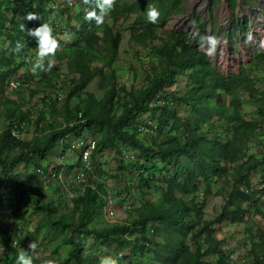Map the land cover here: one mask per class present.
Segmentation results:
<instances>
[{"label": "trees", "instance_id": "16d2710c", "mask_svg": "<svg viewBox=\"0 0 264 264\" xmlns=\"http://www.w3.org/2000/svg\"><path fill=\"white\" fill-rule=\"evenodd\" d=\"M85 1L83 18L80 13L72 17L58 0H0V39L10 40L0 54V119L5 122L0 177L15 201L38 220L35 234L51 247L67 248L63 264H101L105 257L116 264H229L230 253L214 228L228 222L246 225L250 264H264V228L246 223L257 216L264 221V75L251 76L260 69L264 73V50L226 77L187 34L169 33L160 45L154 44L169 17L182 12L184 0H113L102 23L88 19L93 10L99 15L100 0ZM151 6L159 11L155 23L146 16ZM29 13L37 19L29 20ZM58 17H65V32L73 43L58 40L54 57L41 59L33 71L38 38L28 32L44 23L52 28ZM123 23L131 41L145 50L146 62L156 65L139 86L118 83L119 73H125L115 68L123 30L115 27ZM205 24L198 20V25ZM134 61L144 63L139 53ZM62 65L66 72L59 70ZM19 73L33 82L30 99L42 94L40 102L48 110L40 111L35 121V105L29 108L6 96L9 81ZM96 78L101 97L88 91ZM55 83L66 89L63 103L56 99ZM244 106L252 113L245 115ZM80 113L85 121L81 127ZM146 115L156 124L155 134L148 131ZM13 125L20 133V125L32 128L36 135L15 137ZM86 133L97 144L93 159L98 181L92 186L85 179L80 187L67 182L68 191L58 181L52 191L53 184L43 182L51 174L42 163L61 139L72 134L86 139ZM122 149L135 160L127 161ZM107 151L119 165L116 174H109L101 161ZM67 164V174L83 167L81 159ZM29 169L32 177L26 178ZM255 176L263 188L249 195L246 188ZM110 197L121 208L120 220L107 214ZM217 197L224 202L221 215L207 221V206ZM26 238L36 237L27 233ZM38 252L32 249L31 254ZM33 264L41 263L33 257Z\"/></svg>", "mask_w": 264, "mask_h": 264}, {"label": "rangeland", "instance_id": "374dc122", "mask_svg": "<svg viewBox=\"0 0 264 264\" xmlns=\"http://www.w3.org/2000/svg\"><path fill=\"white\" fill-rule=\"evenodd\" d=\"M64 6L68 3L70 7L69 11L72 16L78 12L82 15L85 9L84 0H69L62 2L58 0ZM135 1V0H127ZM237 5L233 7L231 0H215L212 3L211 0H184L183 9L181 14L172 15L166 22V24L157 31L158 39L154 41V44L160 45L163 40L166 39L169 33H184L187 34L188 38L192 41L193 46L199 47V50L207 54L213 66L218 69L221 73L230 74L239 71L241 65H248L253 60V55L258 49L264 50V0H236ZM85 18V15H84ZM198 20L201 23H206L204 26L198 25ZM64 22L61 18L55 20L56 23ZM128 24L123 23L122 26H116V30H123L121 45L119 48V56L115 68L120 72L121 77L118 78V83L128 85L136 84L139 86L143 83L145 76L148 72H151V67L156 66L154 63L146 62L144 59L146 52L141 47L135 45L126 30ZM63 32V30H62ZM63 41H66V36L63 35ZM72 43V40H70ZM37 50V49H36ZM135 53L141 54L144 63L134 61ZM129 69H134L130 72ZM61 72H66V66L59 68ZM126 73L129 77H126ZM21 75V73H20ZM258 75V76H256ZM264 75L262 70L254 71L252 77H259ZM136 76L133 83L131 79ZM25 80V79H24ZM30 86L23 87L21 94H15L13 91H9L8 94L12 98L23 97L21 101L27 107L31 108L34 105L40 111L45 114L48 110L42 107L40 99L42 94H37L30 99L32 96L31 92L34 93L33 82L27 81ZM180 85L182 81H179ZM88 91L96 94L97 97H101L98 91V78L90 85ZM64 100L67 97L66 89L64 93ZM86 96H83L85 99ZM63 100V101H64ZM62 101V103H63ZM43 109V110H42ZM253 109L249 106L243 107V113L249 115ZM149 115L143 118L148 119ZM35 121V119H33ZM4 123L0 119V131L3 129ZM32 128L26 127V134L23 138L29 140L32 136ZM86 140H94L92 137L85 134ZM76 142L73 137L70 141ZM59 149V147H57ZM57 148L54 153H50L49 158L42 163V167L47 170V173L54 174L55 171L60 167L58 172V179L66 184L65 190H69L67 186L72 179H75L77 174L68 172V164L65 159L60 163L59 150ZM62 150L67 152V142ZM252 152H258V149H252ZM68 159L76 161L79 156L67 152ZM115 156L112 151H107L102 156V163L106 165L109 174H116L118 172L119 165L114 161ZM96 165V163H95ZM104 165V166H105ZM22 169V168H21ZM96 169V166H95ZM101 169V167L99 168ZM79 169L76 170L78 173ZM102 173V171L100 172ZM120 175V174H119ZM32 177V169L26 171V178ZM92 186L98 181L96 175L86 177ZM0 231H3L4 237L0 233V264H16V257L21 249L25 251L29 250V245L34 244V249L39 250L35 256L41 264H48V261H54L55 264H63L66 258L67 248L51 247V243L43 236H38L34 232L36 231L35 223L38 221L32 212L25 206L15 209L14 202L11 198L14 197L7 186L6 182H2L3 177H0ZM43 182H51L53 184L52 191L55 186H58L59 182L56 179L48 178ZM68 182V183H67ZM257 191L263 188L260 180L256 182ZM71 195V193H70ZM112 198L108 199L107 214L110 219L120 220L121 208L118 204L112 203ZM224 202L221 197L214 198L207 206L205 219L207 221H215L221 215V208ZM246 223L257 224L261 229L264 228V221L259 216L247 221ZM249 224V225H251ZM216 229V238L218 241L223 243V248L226 252L231 250H244L247 254L251 251V245L248 243L245 230L246 225H231L228 222H223L221 225L214 227ZM225 231V232H223ZM34 233L35 239L29 241L26 238V234ZM3 239V240H2ZM14 246L16 250H11V246ZM251 248V249H250ZM32 252V250H31Z\"/></svg>", "mask_w": 264, "mask_h": 264}, {"label": "clouds", "instance_id": "9594fccd", "mask_svg": "<svg viewBox=\"0 0 264 264\" xmlns=\"http://www.w3.org/2000/svg\"><path fill=\"white\" fill-rule=\"evenodd\" d=\"M66 1H69V0H66ZM63 2H64V0H63ZM85 3H86V1H85ZM112 3H113V0H100V2L97 3V7L99 8V15H97V12L95 10H93V11H91V12L88 13V19H90V20L91 19H95L97 21V23H102L103 22V17L105 15H107L108 12L111 10ZM64 8L65 9H68V10L70 9V7H68V3H66L64 5ZM83 11L84 12L82 14V17L84 18V15L86 16V14H87L86 5H85V9ZM69 14H70V11H69ZM74 16H72V17H74ZM146 16H147V19H148V22L149 23H155L157 21L158 17H159V11L154 6H151V7H149L147 9ZM64 18H61V20H64ZM28 19L29 20H36L37 19V15L35 13H29ZM55 20H57V18H55ZM55 20H54V24H53L52 28H51V26L49 24L44 23V24H40L34 30H30L28 32V35L29 36L38 38V40H37L38 46L34 47V50H33V55H34V58H33V64H34L33 71H37V69L39 68V65L42 63L41 59L43 60V58H45V57H50V58H53L54 57L55 50H58L57 49V47H58V40H60L61 43L64 42V43H69V44H71L70 43V40H72V43H73V38L70 37V36H67V33L65 32L64 22H59L58 21L59 22V25H58V23H56ZM62 30H63V32H62ZM63 35L66 36V38H67L66 41H63V38H62ZM9 47H10V40H8V39H0V54H1V50H8ZM20 47H22V45H19L18 44L17 45V48L19 49ZM258 50H256V51H258ZM203 54H205V53H203ZM205 55L207 56L208 60L210 61L208 55L207 54H205ZM211 64H212V62H211ZM62 66H66V65H62ZM62 66H60V67H62ZM212 66H213V64H212ZM214 68H216V67H214ZM66 69H67V66H66ZM239 70H240V67H239ZM233 73H230V74H233ZM235 73H237V72H235ZM238 73H239V71H238ZM222 74L225 75L226 77H228L230 75V74H224V73H222ZM27 86H30V85H29V83L26 80H24V74L21 73V75H20V73H19V76H17L16 78H14V79H12V80L9 81L7 90H8V92L9 91H13L15 94H21V91H23L22 90L23 87H27ZM63 88H64V85L62 83H55V91L57 92V98L56 99L60 103L65 98L64 97L65 91H63ZM8 92H6V96L10 100L16 101L19 104H23L22 101H21V98H23V97H19L18 96L16 98H12V97H10V95L8 94ZM161 104H164V102H162ZM38 115H39V109L37 108V106H35L31 110V116H32L33 119L36 120L37 117H38ZM82 117L83 116L80 113L78 115V120L79 121L77 123V126H80L81 127L85 123V121L83 120ZM146 120H147L146 121V124L151 127L150 129H148V131L151 134H155L156 131H157L156 124L153 121H151L150 119H146ZM3 123L5 124L4 121H3ZM13 126L10 128V131H11L12 135L15 136V137H18V138H22L23 139V135L26 134V130H25L26 127H24L23 125H20V128L21 129H24V132L23 133H20L19 129H17V126H14V127ZM74 126H75V123H72V124L69 125L70 128H74ZM82 129L83 128H80V130H82ZM141 129H142V131L144 130V128H141ZM145 130H147V128ZM73 137L76 139V142H73V140L70 141V139H72ZM66 142H67V152H70L72 154L78 155L79 156V159H81L82 164H83V167H80L79 168L78 173H74V174H77L76 177H75V179H72V181H70V183H73L77 187H80V184H82L85 181L86 177H89V175H92L94 173V170H95L94 165H95V161L96 160L93 159V156L95 154V151H96V148H97V144H96V141L95 140H89L88 141L85 138L78 139V138L75 137V134L68 135V136L64 137L59 142V160H60V163L62 162L63 159H65L67 162H71L68 159L67 152L65 153L62 150V147L65 146V143ZM80 142H83L84 143L83 148H81V149L76 148V149L72 150V147L73 146H77V144L80 143ZM91 145L94 146L93 149L90 148ZM88 150H90V154L87 157V160L85 161L84 160V153L86 151H88ZM122 152H123L124 158L127 161H134L135 160V158H134V156H133L132 153H129L127 150H124V149H122ZM86 163H89L90 164V169L89 170L86 169ZM81 169H83V171H84V178H83L82 181H80V178H79ZM47 178L48 177H46L45 180ZM49 178H51V180L52 179H56L57 181H60L58 179V176H55V174H51V176ZM256 182H258V177L255 176V177L252 178L251 185L249 186V187H251L253 185L255 187V189H256L255 194H253V195L258 194ZM60 183L62 184L61 181H60ZM63 185L65 186L66 184L63 182L62 186ZM249 187L246 188L247 191H248ZM83 194L84 193H82L81 195H83ZM70 196L73 197V194H71ZM11 198H12V200L14 202V206L13 207L15 209L24 207V205L18 204L17 201H15L14 197L11 196ZM263 199H264V196H263ZM1 232L3 233V231H1ZM223 232H225V231H223ZM34 247H35L34 244H30L29 245V250L30 251H25V250L21 249L20 252L18 253L17 257H16V264H33V255L31 254V250L34 249ZM237 251H243V252H245L246 256L250 260V263L252 262V258L250 256H248V254L244 250H231L229 252L230 253L229 256L232 253L237 252ZM48 264H55V262L54 261H48ZM101 264H116V261L114 259H112L111 257H105V258H103L101 260Z\"/></svg>", "mask_w": 264, "mask_h": 264}, {"label": "built area", "instance_id": "2783aa9c", "mask_svg": "<svg viewBox=\"0 0 264 264\" xmlns=\"http://www.w3.org/2000/svg\"><path fill=\"white\" fill-rule=\"evenodd\" d=\"M84 146V143L83 142H80L77 144V146H73L72 147V150L76 149V148H83ZM93 145L90 146L91 149H93ZM90 154V150L86 151L84 153V160L86 161L87 160V157L89 156ZM86 169L89 170L90 169V164L89 163H86ZM79 178H80V181L83 180L84 178V171L83 169H81L80 171V175H79ZM255 187L252 185L251 187H249L247 193L250 194V195H253L255 194ZM228 262L230 264H249L250 263V260L249 258L246 256L245 252L243 251H237V252H234L232 253L229 257H228Z\"/></svg>", "mask_w": 264, "mask_h": 264}, {"label": "crops", "instance_id": "0c3cea01", "mask_svg": "<svg viewBox=\"0 0 264 264\" xmlns=\"http://www.w3.org/2000/svg\"><path fill=\"white\" fill-rule=\"evenodd\" d=\"M69 161L73 162L72 160H69Z\"/></svg>", "mask_w": 264, "mask_h": 264}]
</instances>
